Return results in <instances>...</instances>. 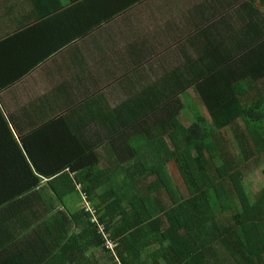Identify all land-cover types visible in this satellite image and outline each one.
<instances>
[{"label":"crops","instance_id":"obj_1","mask_svg":"<svg viewBox=\"0 0 264 264\" xmlns=\"http://www.w3.org/2000/svg\"><path fill=\"white\" fill-rule=\"evenodd\" d=\"M62 3L70 13V0ZM33 10L24 0H0V41L21 31ZM72 26L71 14L65 40ZM48 28L53 43L64 42L58 27ZM22 37L0 51V72L17 76L0 89V109L16 136L64 115L109 174L130 168L133 133L167 139L174 119L188 125L203 115L213 123V111L238 110L264 88V12L252 0H144L59 53H46L48 60L25 75L44 58V40ZM75 180L59 178L56 189L44 179L0 208V264H47L64 249L60 259L73 261L79 246L71 244L85 223L74 218L83 203Z\"/></svg>","mask_w":264,"mask_h":264},{"label":"trees","instance_id":"obj_2","mask_svg":"<svg viewBox=\"0 0 264 264\" xmlns=\"http://www.w3.org/2000/svg\"><path fill=\"white\" fill-rule=\"evenodd\" d=\"M143 1L70 0L68 13L62 0H24L34 10L21 31L0 41V51L1 45L24 41L23 35L32 42L43 39L44 58L25 75L48 60L46 53H59ZM252 1L264 12V0ZM71 14L73 30L65 40ZM48 27H58L64 42L53 43ZM16 77L0 72V89ZM240 105L213 111V123L203 115L188 125L176 118L167 139L133 133L130 168L112 174L101 170V154L85 149L64 115L20 139L0 109V208L37 190L44 179L54 186L75 175L81 198L86 195L96 213L87 211L83 199L74 218L77 225L85 218L84 228L71 244L79 246L78 255L64 261V249L47 264H264V171L255 187L246 184L247 166L264 154V88ZM98 197L112 203L94 204Z\"/></svg>","mask_w":264,"mask_h":264},{"label":"rangeland","instance_id":"obj_3","mask_svg":"<svg viewBox=\"0 0 264 264\" xmlns=\"http://www.w3.org/2000/svg\"><path fill=\"white\" fill-rule=\"evenodd\" d=\"M170 170L172 172L176 184L179 187L183 188L184 185H182L180 181L179 174L175 172L171 166H170ZM263 171H264V154L261 157H259L257 160L249 164L246 168V184L248 188L251 189L252 186L255 187L256 183L260 182L263 179ZM183 191H185V189Z\"/></svg>","mask_w":264,"mask_h":264},{"label":"built area","instance_id":"obj_4","mask_svg":"<svg viewBox=\"0 0 264 264\" xmlns=\"http://www.w3.org/2000/svg\"><path fill=\"white\" fill-rule=\"evenodd\" d=\"M83 199L85 200V202L87 203V211L88 212H92V213H96L94 208L92 207V205L90 204V202H88L87 200V196L83 194ZM92 221H95V218H92ZM100 229L101 231H105V228L103 225H100ZM106 246H108V248H111V249H114L116 247V244L111 241V240H108V242H106Z\"/></svg>","mask_w":264,"mask_h":264}]
</instances>
